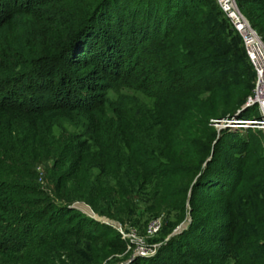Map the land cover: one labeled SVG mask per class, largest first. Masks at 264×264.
Returning a JSON list of instances; mask_svg holds the SVG:
<instances>
[{"label": "trees", "instance_id": "trees-1", "mask_svg": "<svg viewBox=\"0 0 264 264\" xmlns=\"http://www.w3.org/2000/svg\"><path fill=\"white\" fill-rule=\"evenodd\" d=\"M236 2L264 43V0ZM254 80L214 0H0V264H264V132L211 122ZM76 201L190 219L132 255Z\"/></svg>", "mask_w": 264, "mask_h": 264}, {"label": "built area", "instance_id": "built-area-1", "mask_svg": "<svg viewBox=\"0 0 264 264\" xmlns=\"http://www.w3.org/2000/svg\"><path fill=\"white\" fill-rule=\"evenodd\" d=\"M217 6L222 11L224 17L234 31H236L242 40V45L245 49L248 61L252 65L255 72L254 86L247 94L245 106L257 105L259 113L252 117H223L219 119H211V122L218 129L220 126L229 127L232 129L245 130L248 127L260 129L264 132V43L257 31L251 27L246 17L241 13L236 0H214ZM160 226V220L155 218L149 221L148 229L157 230ZM124 237H127L131 242L134 239L130 234L118 228ZM136 245V243H135ZM135 247V246H134ZM133 250V249H132ZM151 252L140 251L141 255L152 254ZM139 253H134L136 255Z\"/></svg>", "mask_w": 264, "mask_h": 264}, {"label": "rangeland", "instance_id": "rangeland-1", "mask_svg": "<svg viewBox=\"0 0 264 264\" xmlns=\"http://www.w3.org/2000/svg\"><path fill=\"white\" fill-rule=\"evenodd\" d=\"M258 113H259L258 106L252 105L247 108V110L244 112V115L246 117H252L253 115L258 114ZM243 133H247V131H244ZM51 162H52L51 159H47L43 161L41 164L42 168L49 167L51 165ZM74 205L80 208L81 210H83L84 212H86L87 214L93 215L100 220L108 221L112 223L114 226H116L117 228L120 227V229L130 234V237H132L136 243L135 247L133 248L131 252L132 254L136 252L140 254V251H145L146 253V252H151L153 249L156 250V248L160 245V243L163 240L167 239L169 237V234L173 231V230L167 231L165 227L166 219L167 218L172 219L174 217V211L171 209L170 210L163 209L160 211L158 215L152 216L148 220H142L139 223H136L135 221H132L130 218H127L125 219L123 224H121V222L117 219L109 218L106 215H98L96 212H94L91 209L89 204H87L84 201H76L74 202ZM187 217H188V214L186 218L183 219L182 221L187 222ZM155 218L160 220V226L155 231L154 230L149 231L148 229L149 221ZM116 258L119 259V257H116V256H109L107 258L108 261L103 264H115L116 262H118V259Z\"/></svg>", "mask_w": 264, "mask_h": 264}, {"label": "water", "instance_id": "water-1", "mask_svg": "<svg viewBox=\"0 0 264 264\" xmlns=\"http://www.w3.org/2000/svg\"><path fill=\"white\" fill-rule=\"evenodd\" d=\"M245 106V105H244ZM222 127L220 126L219 128H218V134H219V132H220V129H221ZM93 216V215H92ZM95 217V216H94ZM190 219V217H188V220ZM187 220V221H188ZM185 225H186V222H181L180 224H178L174 229H173V231L169 234V236L170 235H172V234H175V233H177V232H179L183 227H185Z\"/></svg>", "mask_w": 264, "mask_h": 264}]
</instances>
